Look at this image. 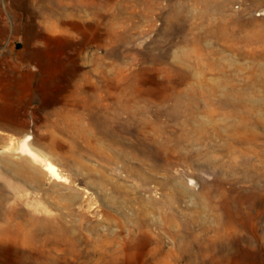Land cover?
I'll return each instance as SVG.
<instances>
[{
	"label": "rangeland",
	"instance_id": "rangeland-1",
	"mask_svg": "<svg viewBox=\"0 0 264 264\" xmlns=\"http://www.w3.org/2000/svg\"><path fill=\"white\" fill-rule=\"evenodd\" d=\"M0 264H264V0H0Z\"/></svg>",
	"mask_w": 264,
	"mask_h": 264
},
{
	"label": "bare ground",
	"instance_id": "bare-ground-1",
	"mask_svg": "<svg viewBox=\"0 0 264 264\" xmlns=\"http://www.w3.org/2000/svg\"><path fill=\"white\" fill-rule=\"evenodd\" d=\"M29 136H26L20 143V150L21 152H24L27 156H30L34 163H40L42 160L38 158L31 150V148L28 145ZM45 170H47L52 175H57L54 166L51 164H44Z\"/></svg>",
	"mask_w": 264,
	"mask_h": 264
}]
</instances>
